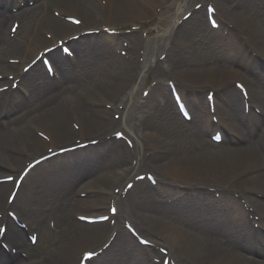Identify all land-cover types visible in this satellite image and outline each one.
I'll return each mask as SVG.
<instances>
[{
    "label": "bare ground",
    "instance_id": "6f19581e",
    "mask_svg": "<svg viewBox=\"0 0 264 264\" xmlns=\"http://www.w3.org/2000/svg\"><path fill=\"white\" fill-rule=\"evenodd\" d=\"M100 1L0 0V75L18 81L0 93V178L26 169V159L95 140L33 166L9 206L3 193L14 181L0 183V264H79L87 252L94 257L86 264H264V86L247 79L264 78V0H201L214 6L218 31L193 0ZM16 3L24 7L12 40L7 15ZM127 26L136 29L126 33ZM58 40L71 55L49 52V76L36 58ZM122 42L131 46L126 57L116 53ZM141 73L139 87L149 74L155 79L144 99L134 89ZM167 81L191 122L178 114ZM235 81L247 89V111L230 87ZM208 91L215 124L205 112ZM121 127L132 135L131 149L111 137ZM214 132L222 133L220 144L209 140ZM145 173L154 185L137 180ZM110 206L116 213L107 222L75 220L105 216ZM31 230L44 245L23 259Z\"/></svg>",
    "mask_w": 264,
    "mask_h": 264
},
{
    "label": "rangeland",
    "instance_id": "374dc122",
    "mask_svg": "<svg viewBox=\"0 0 264 264\" xmlns=\"http://www.w3.org/2000/svg\"><path fill=\"white\" fill-rule=\"evenodd\" d=\"M126 27V26H125ZM125 27H123V28H125ZM127 28H129V26H127ZM127 28H125V30H127ZM140 34V33H139ZM21 36V31H20V34H19V36H18V38L17 39H19V37ZM143 76V73H141L140 74V77H139V80H140V78ZM149 80L151 79V77L149 76V78H148ZM139 80H138V82L136 83V85L134 86V89H135V96H137L138 97V95H139V93H140V88H139ZM255 83H260V81H254ZM262 86V85H261ZM112 112H114V111H112ZM109 114H112V113H109ZM111 117V116H110ZM118 130H121L124 134H128L129 133V131L127 130V128H124V127H121L120 129H113V130H111V132L112 133H114L115 131H118ZM6 195V191L3 193V198H4V196ZM43 245H44V243H43V241L42 242H40V243H38L37 245H35L34 247H28L27 249H26V252H27V254L29 255V256H31V257H35V256H37L38 255V253L40 252V249H42L43 248Z\"/></svg>",
    "mask_w": 264,
    "mask_h": 264
},
{
    "label": "snow or ice",
    "instance_id": "6c2138e0",
    "mask_svg": "<svg viewBox=\"0 0 264 264\" xmlns=\"http://www.w3.org/2000/svg\"><path fill=\"white\" fill-rule=\"evenodd\" d=\"M199 7H200V5L197 4L196 5V8H199ZM190 15H191V13H190ZM75 22L76 23H79V21H75ZM65 51H67V49ZM47 71H48L49 74H51L53 72V69L51 68V66H48ZM237 87H243V86L242 85H237ZM3 91H6V89H0V92H3ZM145 95H147V94H145ZM120 135H121L120 133H117V136H120ZM7 179L11 180L13 178L12 177H8ZM132 187L133 186L131 184L128 185V188H132ZM111 210L113 211V213H115V211H116L115 208H113ZM9 215H14V213H9ZM4 231H5V229L0 228V233H3ZM142 243H145L146 244L147 243V240L142 241ZM93 255H94L93 252H87V253L84 254V259L91 260V258H92ZM164 264H168V262L167 261H164Z\"/></svg>",
    "mask_w": 264,
    "mask_h": 264
}]
</instances>
